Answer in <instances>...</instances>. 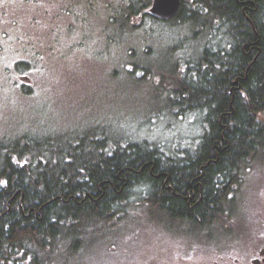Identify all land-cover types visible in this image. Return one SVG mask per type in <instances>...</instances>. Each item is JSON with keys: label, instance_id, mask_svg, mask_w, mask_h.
Returning <instances> with one entry per match:
<instances>
[{"label": "rangeland", "instance_id": "374dc122", "mask_svg": "<svg viewBox=\"0 0 264 264\" xmlns=\"http://www.w3.org/2000/svg\"><path fill=\"white\" fill-rule=\"evenodd\" d=\"M86 1L77 0L71 14L59 11L57 21L56 9L47 10L42 0H0V142L25 136L21 142L37 152L106 131L111 138L117 132L194 154L206 128L203 114L172 111L171 94L174 81L190 78L187 68L194 67L190 60L200 53L202 37L192 34L190 21L150 17L152 0ZM184 1L179 17L189 8L190 0ZM56 2L54 7L60 5ZM53 18L45 37L43 24L49 26ZM34 19L40 24L32 25ZM45 138L46 146L32 141ZM255 173L252 166L235 187L241 191L234 208L251 210ZM126 206L107 224L90 227L77 254L56 264H151L153 259L166 264L171 258L185 263L213 239L205 231L163 229L144 201ZM239 218L226 219V228L237 230Z\"/></svg>", "mask_w": 264, "mask_h": 264}, {"label": "trees", "instance_id": "16d2710c", "mask_svg": "<svg viewBox=\"0 0 264 264\" xmlns=\"http://www.w3.org/2000/svg\"><path fill=\"white\" fill-rule=\"evenodd\" d=\"M184 4L172 19L190 21L192 34L204 41L190 60V78L174 81L171 107L203 114L195 153L106 131L37 152L21 142L25 136L1 141L0 264L61 263L77 254L90 227L107 224L132 202H146L152 219L169 231L201 232L217 222L221 213L190 210V176L210 174L213 203L214 175L238 184L257 133L264 150V0H190L179 17ZM235 79L240 90L230 92ZM81 147H88L85 154ZM234 191L227 187V206L234 205Z\"/></svg>", "mask_w": 264, "mask_h": 264}, {"label": "flooded vegetation", "instance_id": "af4514ba", "mask_svg": "<svg viewBox=\"0 0 264 264\" xmlns=\"http://www.w3.org/2000/svg\"><path fill=\"white\" fill-rule=\"evenodd\" d=\"M56 1L57 0H42L39 4L46 6L47 10L56 9L57 12H52V15L54 17L55 15L57 16V21H59V11L65 10L64 12L71 14L76 8L72 7L77 3V0H58L60 5L54 7L57 3ZM83 1L89 4L86 0ZM147 14L152 17L149 12H147ZM39 21L40 20L38 19H34L32 21V25H39ZM54 22L55 19L53 18V21L49 26H45L43 24V26L46 27L45 37H48V33L51 31V26ZM64 23L70 24V19ZM32 44L33 47H36L34 43ZM41 46L44 48L43 45ZM42 51L44 52L43 49ZM48 61L50 60L48 59ZM23 62L27 63L26 65L31 68V64L29 62L19 61V63ZM13 66L18 68V64ZM21 78L22 80H27L26 77ZM238 83L239 81L236 84L232 83L230 92L231 90H234V88H238V90H240V85H238ZM261 129L264 130V127H261ZM259 136V133H257L256 139L253 142L254 150L252 151V156L247 159V165H245L242 169L243 173L238 181V184L240 185V182H242L243 178L246 177L247 171L253 166V170L256 173L254 174L255 176L253 179V202L251 210L249 209L245 211L243 205L238 208L246 212L245 217L244 213H241V210L237 211L238 209L233 207L234 205L227 206V187L230 185L233 189L238 185L237 183H229L224 174L219 173L214 175L219 178L218 181L213 184L215 190L218 188L219 196L216 198L215 194V200L213 203H210L211 197L208 194V187H210L211 183L206 180L210 174L208 172H199L197 174H193L194 176H190V210L195 212L198 207H201L204 212V216H206L205 214L210 212V210L221 213V215L218 217L217 222L212 225V228L208 227L201 230L208 232L207 234L213 238L211 243L205 247L206 251L201 253H196L195 251V253L191 252L190 259L185 258V263L178 264H264V150L259 149ZM262 137L264 138L263 134ZM198 179H200V181ZM235 189L238 193L234 195V201H237V197H239L241 190L238 188ZM242 203H244V201ZM232 216L237 218L240 217L239 225L235 227L237 230L233 229V232L226 228V222L228 220L231 221ZM214 230H218L220 232V236H214ZM154 260L157 261L159 259L150 260L151 264H154ZM168 261L169 262L166 264H174L172 258L168 259ZM156 264H164V260L163 263L160 260V263Z\"/></svg>", "mask_w": 264, "mask_h": 264}, {"label": "water", "instance_id": "95a60500", "mask_svg": "<svg viewBox=\"0 0 264 264\" xmlns=\"http://www.w3.org/2000/svg\"><path fill=\"white\" fill-rule=\"evenodd\" d=\"M180 7L181 0H152L148 12L155 19L170 20L176 15ZM237 82V79L233 81L234 84Z\"/></svg>", "mask_w": 264, "mask_h": 264}]
</instances>
